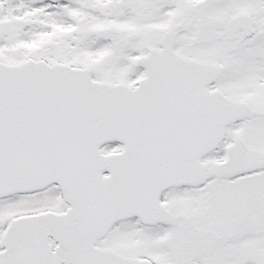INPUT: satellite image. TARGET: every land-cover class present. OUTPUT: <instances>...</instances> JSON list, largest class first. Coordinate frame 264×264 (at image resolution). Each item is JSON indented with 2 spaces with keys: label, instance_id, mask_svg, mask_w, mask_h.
I'll use <instances>...</instances> for the list:
<instances>
[{
  "label": "snow or ice",
  "instance_id": "6c2138e0",
  "mask_svg": "<svg viewBox=\"0 0 264 264\" xmlns=\"http://www.w3.org/2000/svg\"><path fill=\"white\" fill-rule=\"evenodd\" d=\"M0 264H264V0H0Z\"/></svg>",
  "mask_w": 264,
  "mask_h": 264
}]
</instances>
